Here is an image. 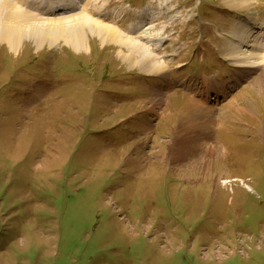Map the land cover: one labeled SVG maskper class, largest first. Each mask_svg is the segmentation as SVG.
I'll return each instance as SVG.
<instances>
[{
	"label": "rangeland",
	"instance_id": "1",
	"mask_svg": "<svg viewBox=\"0 0 264 264\" xmlns=\"http://www.w3.org/2000/svg\"><path fill=\"white\" fill-rule=\"evenodd\" d=\"M65 3L76 9L36 14L97 19L142 47L88 27L79 49L65 34L17 48L0 36V264H264V57L245 61L264 54V0ZM221 78L237 93L196 104ZM199 118L215 123L195 140L184 124Z\"/></svg>",
	"mask_w": 264,
	"mask_h": 264
},
{
	"label": "bare ground",
	"instance_id": "2",
	"mask_svg": "<svg viewBox=\"0 0 264 264\" xmlns=\"http://www.w3.org/2000/svg\"><path fill=\"white\" fill-rule=\"evenodd\" d=\"M40 1H41L42 4L40 5L41 8L39 7V9L37 10L39 12H36L38 14L42 11V13H53L52 15H57L58 16V15L62 14V12L65 10V8L67 10H69L70 12L71 11H74L76 9L75 7H71L67 3H65V0L63 2L64 6H63V4H60L62 1L58 0V4H60V5L55 4L52 7L48 4L49 2L47 0H44V1L40 0ZM45 5H48V8ZM1 6L4 7L3 10L4 9L5 10L7 9V13H6L5 19L2 20V27H0L1 28L0 29V36L2 38H5L4 40L8 42V44L10 45V48H17L19 46L20 41L23 38V36L24 37L25 36L26 37H31L34 40H36L38 42V44H39V42H44V41H47L49 39H57V37L62 36V34H65V37L69 41H71L70 45H72L74 48L77 49L78 46H79V44H81L83 42V40H84V37H83V34H82V32H83V29L82 28L83 27H88V29L91 30L92 34L98 33L100 36H102V39H104V40L107 39L109 41H115V42H118V43L120 41H127L129 43H134V44H137V45H139V46L142 47V45L139 44V42H137L136 40H134L132 38H130L129 40H125V39L124 40H121L120 39V32L117 29L112 28L111 25L110 26L103 25V23L100 20H97V19L96 20L80 21L81 18L78 19L77 17H79V16H77V17H75L74 20H71L70 23H67L65 21H67V19H69V18H52V19H50V18H42L38 14L33 13V12L21 13V11L19 12L17 10V7L14 6L13 4L9 3L8 0H7V2H6V0H1ZM233 6H235V4ZM53 8H56L58 11H55ZM0 10H1V8H0ZM34 11H35V9H34ZM132 14H133V10H132ZM154 14H155L154 11H151L150 12L149 9H148V7H145L142 10H138V12L136 14V16H137L136 20L138 21V24H135L134 22H130L128 24V29L127 30L129 32V34L130 35H133V33L135 31L141 30L142 27H144V26H145L144 28H146V26L149 25L148 24L149 23V20L152 18V15H154ZM46 15H50V14H46ZM101 16L104 19H106L107 21H118L117 19H115L114 15H113V12L110 13V14H105V15H101ZM147 16H150V17H147ZM143 17H146L148 19L146 21L141 22L139 19L140 18H143ZM85 19H86V17H85ZM89 19H91V18H89ZM140 24L142 26L138 29V27H139ZM258 24L260 25L262 23L261 22H258ZM247 27L249 29H251V30H254V32H257V29L261 31L264 28V27H260V28H257L255 30V28H256V24L255 23H253V25H251V24L250 25H247ZM242 31H247V30L246 29L243 30V28H242ZM88 32H89V30H88ZM249 32H250V30H249ZM139 33H140V31H139ZM247 33H248V31H247ZM253 35H254V33H253ZM262 36H263V33H261L260 35H255L256 40L257 41H261L264 44V42H263L264 39H261ZM97 37H98V35H97ZM151 38H153V37L151 36ZM165 38L168 39V36L165 37ZM238 39H240L239 41H242L244 38H242L239 35L236 38V40H238ZM159 41H160V39H159ZM242 42H245V40L242 41ZM247 45L253 47L254 44L250 43V44H247ZM154 51H157V50H153V52ZM146 53H147V56H148L149 55L148 54V51ZM246 54L249 55V58L246 59L245 61L248 62L247 63L248 66H254V68L257 67L258 63H259V65L261 64L262 57H264V54L263 55H260L259 57L256 54H253V53L252 54L246 53ZM174 56H176V55H174ZM124 57H127V56H124ZM230 59H232V58H230ZM233 59H235V58H233ZM142 60H143V63H145L144 66H148V64L149 65L151 64V62H149V58L147 59V58L144 57V58H142ZM262 62H264V61H262ZM139 63H141V60L139 61ZM140 66H141V64H140ZM152 66L153 67H150L152 70H149V71H152V72L153 71H155V72L158 71L159 72V70H161V67H162V66H160L158 64H152ZM237 66L239 67V66H245V65H243L240 62V65L237 64ZM210 97H211V95L208 96L207 98H210ZM200 120H203V119L202 118H199L197 120L194 119L193 122H195V123H193L192 121H190L191 122L190 124H188V122L187 123L185 122V124H184L185 129L188 130V132H190L189 133V136H192L195 140L198 139V138H202V137H205L206 136V135L202 136V135L198 134L196 132V130H200L201 131L202 129H205V128L208 129V126L212 125L213 122H214L211 118H209V119L206 118L205 119L206 120V123L201 124L202 122L199 123ZM198 124H201L202 126L201 125H198ZM213 127H214V125H213ZM182 142H184V143H182V145H181L182 147L181 148L182 149L183 148L184 149H187L184 146L189 141L186 140V139H183ZM202 143H203V141H202ZM188 148H190L189 145H188ZM189 152H190V150H189ZM210 153L213 154V151L210 150ZM218 155L219 156H224L223 153L218 154Z\"/></svg>",
	"mask_w": 264,
	"mask_h": 264
}]
</instances>
